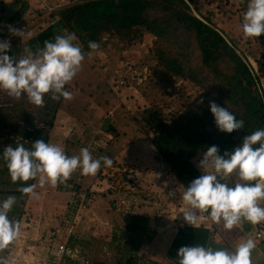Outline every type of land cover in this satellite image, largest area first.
I'll list each match as a JSON object with an SVG mask.
<instances>
[{"label": "rangeland", "instance_id": "obj_1", "mask_svg": "<svg viewBox=\"0 0 264 264\" xmlns=\"http://www.w3.org/2000/svg\"><path fill=\"white\" fill-rule=\"evenodd\" d=\"M76 1L0 0V8H4L0 9V38H18L22 57L26 48L31 50L29 39L50 25L51 12L54 10L56 15L57 10ZM22 2L23 9L16 13ZM241 2L199 0L201 14L212 12V21L246 56L264 87V34L257 38L243 35L245 7ZM12 16L15 17L7 21ZM7 25L21 30V37L10 34ZM56 29L57 26L52 27ZM133 32L139 36L130 41L103 33L97 49H83L84 60L66 89L72 98L62 99L52 126L40 124L48 131L49 142L62 146L67 155H78L82 147H87L93 158L109 156L119 165L106 168L102 163L95 175H82L77 168L66 181H58L55 186H40L35 180L34 194L26 198L20 231L6 253V264H156L143 255L147 247L143 244L154 238L153 228L171 215L174 222L187 223L179 213L189 207L182 199L185 188L169 167L155 158L147 125L151 114L147 110L171 119L176 111L184 110L196 99L201 88L188 79L166 73L158 64L157 48L174 52V42L161 40L141 27ZM194 56L193 63L199 62ZM2 101L7 104L4 109L15 117L20 111L36 115L38 106L25 94L15 97L0 90ZM6 134L9 138L18 137ZM201 156L202 153L193 161L202 175L197 165ZM238 181L235 172L222 177V182L229 185ZM133 214L147 218L142 243L125 228ZM197 217H201V212H197L195 221ZM216 231L223 248L232 250L233 241L225 237L228 241H224L222 234L233 236V227H219ZM173 237L175 243L170 242L164 250L168 259L177 264L179 247L200 244L197 238H184L182 233L175 232ZM248 238L251 237L245 231L242 240ZM60 242L71 250V256H52L51 250ZM217 242L208 237L206 246ZM257 249L251 251L253 257L258 254ZM263 257L258 255L252 264L261 263Z\"/></svg>", "mask_w": 264, "mask_h": 264}, {"label": "trees", "instance_id": "obj_2", "mask_svg": "<svg viewBox=\"0 0 264 264\" xmlns=\"http://www.w3.org/2000/svg\"><path fill=\"white\" fill-rule=\"evenodd\" d=\"M241 3L246 8V0ZM23 7L22 2L16 13ZM57 13L59 19L53 25L29 39L31 51L43 48L44 41L68 32L75 34V43L80 45L81 51L89 49V41L99 42L103 33L130 41L139 36L133 32L137 27L177 45L174 52L157 48L158 64L166 73L188 79L201 90L193 102L184 110L176 111L171 119L147 110L151 114L147 125L152 133L155 158L169 167L184 188L201 175L193 160L208 146L215 144L223 153L239 144L244 135L264 127V87L260 77L253 72L246 56L212 21V12L201 14L199 0H78ZM54 26L56 30H52ZM10 42L9 54L21 58L20 40L15 38ZM194 55L199 62L193 63ZM62 99H52V93H47L43 105L35 110L36 115L20 111L16 117L4 109L7 105L4 101L0 102V153L7 145L23 144L30 148L36 139L50 143L48 131L41 125H53ZM209 101L226 106L236 118L244 121L243 128L232 133L218 131L209 111ZM15 120L19 122L13 123ZM6 132L18 137L9 138ZM116 165L119 162L113 161L110 167ZM34 181L12 182L0 157V200L12 196L16 201L8 213L10 220L21 223L29 194L19 188ZM260 203L264 206V201ZM202 213L209 216L207 212ZM146 224V216L133 214L125 228L142 243ZM13 242L0 248V264H6L5 256Z\"/></svg>", "mask_w": 264, "mask_h": 264}, {"label": "clouds", "instance_id": "obj_3", "mask_svg": "<svg viewBox=\"0 0 264 264\" xmlns=\"http://www.w3.org/2000/svg\"><path fill=\"white\" fill-rule=\"evenodd\" d=\"M8 32L21 37V30L7 25ZM241 30L246 38H257L264 34V0H248L242 15ZM74 33L56 35L44 41L43 48L35 52L25 49V55L17 59L10 55L11 42L0 38V90L9 96L25 94L37 106L44 103V95L52 93V99L70 100L72 93L68 84L80 69L84 54ZM95 50L98 44L88 42ZM91 53H89L90 55ZM214 124L218 131L232 133L244 126L226 106L209 101ZM0 157L4 160L12 182L30 179L55 186L66 181L77 168L82 175H95L103 166L113 163L109 156L93 158L87 147L78 155L69 156L62 146L42 139L33 141L30 148L23 144L7 145ZM203 174L193 178L183 190L182 199L189 206L179 213L193 226L197 212H207L214 223L224 222L231 229L242 220L252 224L264 221V127L244 135L240 143L221 153L213 144L206 148L197 162ZM213 169L209 172L207 169ZM233 172L239 177L234 184L222 182V177ZM36 184L22 185L24 194H34ZM15 197L0 200V248L13 241L20 231L18 221L10 220L8 213L15 204ZM253 239L248 238L235 245L232 250L212 248L201 244L184 245L178 248V264H251Z\"/></svg>", "mask_w": 264, "mask_h": 264}, {"label": "crops", "instance_id": "obj_4", "mask_svg": "<svg viewBox=\"0 0 264 264\" xmlns=\"http://www.w3.org/2000/svg\"><path fill=\"white\" fill-rule=\"evenodd\" d=\"M39 33V32H38ZM173 215L165 216L160 220V223L158 226H155L153 230L154 238L147 239V243L143 244L146 247V250L143 252V255L147 257L148 259H151L152 261H155L156 264H177L168 259L169 256L166 255L164 248H167L169 246V243L172 244L175 243L176 239L173 240V233L177 232V234L182 233L183 237L193 238L202 245L206 246V243L208 241V237H214V239L217 242L212 245V248H223L222 240L216 239L218 233L216 231V228L224 227L223 220H220L218 223L212 222L209 216H205L201 212V217H197L198 220L194 222L193 226L189 223H181V222H174ZM173 224V225H172ZM255 226V224H252L246 220H242L240 224L233 226V236H230L227 232L222 234L223 239L227 238L229 241H233V248L235 245L242 242L243 237L245 235V231L249 234V236L254 240L255 247L252 249H257L258 254L253 257L251 255V260L254 262V258L258 257V255H264V239L261 241H258L254 238L252 234V229ZM157 233V234H156ZM221 235V234H220ZM225 237V238H224ZM224 240V241H228ZM29 247V246H28ZM262 248V249H259ZM141 249V247H140ZM251 250V251H252ZM73 255V254H72ZM174 253H172V256ZM261 263L264 264V257L260 259ZM251 262V264H252ZM25 264H29L28 261H26ZM58 264V263H57ZM71 264H75V262H71Z\"/></svg>", "mask_w": 264, "mask_h": 264}, {"label": "built area", "instance_id": "obj_5", "mask_svg": "<svg viewBox=\"0 0 264 264\" xmlns=\"http://www.w3.org/2000/svg\"><path fill=\"white\" fill-rule=\"evenodd\" d=\"M49 10H52L51 8H49ZM51 20H50V25H53L58 19V13L55 12L54 10L51 12ZM253 236L255 239H257L258 241H261L264 239V221L255 224L254 226V230L252 232ZM52 256L55 257H60L63 254H67L69 256H71V250L66 246V244L64 242H60V243H56L54 246V249L51 250Z\"/></svg>", "mask_w": 264, "mask_h": 264}]
</instances>
